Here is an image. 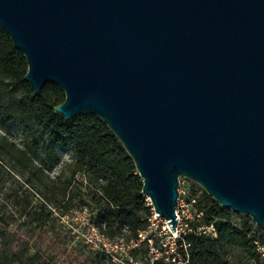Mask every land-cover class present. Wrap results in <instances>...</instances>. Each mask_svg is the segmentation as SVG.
I'll use <instances>...</instances> for the list:
<instances>
[{
  "label": "water",
  "instance_id": "obj_1",
  "mask_svg": "<svg viewBox=\"0 0 264 264\" xmlns=\"http://www.w3.org/2000/svg\"><path fill=\"white\" fill-rule=\"evenodd\" d=\"M36 96L100 117L176 233L180 178L264 230V0H0Z\"/></svg>",
  "mask_w": 264,
  "mask_h": 264
},
{
  "label": "trees",
  "instance_id": "obj_2",
  "mask_svg": "<svg viewBox=\"0 0 264 264\" xmlns=\"http://www.w3.org/2000/svg\"><path fill=\"white\" fill-rule=\"evenodd\" d=\"M27 70L25 56L0 27V108L9 120L20 125L26 136L21 147H13L20 153L18 161L28 160L37 170L47 161H60L61 152H67L71 157L69 178H64L63 173L54 180H39L35 187L44 202L34 206L28 201L22 205L23 211L31 207L28 214L31 231L34 234L48 224L56 232L55 224L50 221L53 218L66 234L64 241H76L59 223L48 204L55 205L53 208L56 209L63 207V212L78 210H72L74 202L70 194L73 186L81 184L88 189L85 195L91 206V221L110 239L124 237L127 240L124 264H132L144 245L147 256L151 249L149 240H154L155 236L147 234L141 239L139 233L148 228L152 207L147 205V196L142 192L143 182L133 159L100 117L80 114L66 120L57 114L54 109L65 100L64 90L50 83L36 96L24 80ZM35 162L42 167L35 166ZM23 166L22 175L28 169L35 173L29 166ZM3 170L0 164V179ZM77 175L84 177L86 184L83 180L77 181ZM196 208L204 212L205 223L215 225L216 236L187 234L184 240L177 241L178 249L174 254H166L165 248L154 240L153 247L159 249L161 255L156 258L151 253L148 264L150 260V264H264L256 243L264 242V230L255 226L251 217L245 216L246 220L238 223L235 221L238 214L222 208L207 192ZM125 230L129 232L128 236L124 235ZM56 233L60 235V232ZM184 241L191 244L187 250L180 247ZM79 243L86 247L80 252L82 264H119L110 255L92 251L83 242ZM0 245V264H38L42 257L40 251H31L29 245L18 250L11 241Z\"/></svg>",
  "mask_w": 264,
  "mask_h": 264
},
{
  "label": "rangeland",
  "instance_id": "obj_3",
  "mask_svg": "<svg viewBox=\"0 0 264 264\" xmlns=\"http://www.w3.org/2000/svg\"><path fill=\"white\" fill-rule=\"evenodd\" d=\"M25 141L26 136L20 125L17 122L9 120L4 110L0 108V164L4 167L2 171L3 176L0 179V244L3 245L5 242L11 241L17 250L29 245L31 251L38 250L42 254L38 264H82L83 257L80 256V252L84 251L86 247L82 243H79L81 241L65 242L63 238L66 234L53 218L50 221H53L55 224L56 232H60L59 236L56 232L52 231L48 224L45 229H38L33 234L31 231V218L29 219L28 216L31 207L25 211L22 209V205L27 204L28 201L32 202L34 206L44 202V199L37 193L35 187L36 184H39V180L44 182L47 178L54 180L63 173H65L64 178H69L70 169L72 168L70 166L71 157L67 152H61L60 161H47L43 168H37L36 170L29 164L28 160L18 161L20 153L13 149V147H21ZM34 164L37 167H42L37 162ZM23 165L29 166L31 170H35L34 174L36 175L30 173L29 169L22 175L20 170L21 168H25ZM76 179L77 181L83 180L85 184L87 182L81 175H77ZM181 180L183 181V189L187 192L190 188L191 192H193L195 186L193 182L184 179V177H181ZM77 186H73L72 193L70 194L74 202L72 210L82 209L91 214L89 198L85 195L88 189L85 185L81 186V184H78ZM53 206L55 205L48 204V208H53ZM62 208L60 207L58 210L62 212ZM245 216L247 215H237L235 221L241 223L246 220ZM255 226H257L256 223ZM146 230L148 234H154V240L158 242V245L164 247L163 244L169 240L168 233H164L161 227L156 230H149L148 228ZM123 233L125 236L129 235V232L126 230ZM146 250L147 246H142L137 259L132 264H148L147 260L151 256V253H154V250L151 248L147 256H145ZM125 258L126 254L119 251L118 260L114 262L124 264L126 262Z\"/></svg>",
  "mask_w": 264,
  "mask_h": 264
},
{
  "label": "built area",
  "instance_id": "obj_4",
  "mask_svg": "<svg viewBox=\"0 0 264 264\" xmlns=\"http://www.w3.org/2000/svg\"><path fill=\"white\" fill-rule=\"evenodd\" d=\"M184 179L188 178L184 177ZM193 184L195 185L193 192H191L190 188L186 192L183 189V181L180 178V197L176 211L177 219L179 218V220L176 233L172 232L171 228L163 218L157 216L158 214L155 212L151 200L147 197L148 205L152 207L148 229L156 230L161 227V230L164 231V233H168L169 240L163 244L166 254L176 253L178 249L177 241L179 239L184 240V237L187 234L216 236L217 230L215 225L205 223L203 221L204 212L196 208V204L206 191L199 184L195 182H193ZM51 210L59 223L68 229L76 240L86 244L90 250L104 252L113 257L114 261L118 260L116 254H118L119 251L127 255V240L124 237L115 240L110 239L91 221V216L87 211L74 210L71 212H61L56 208H51ZM147 234V230H145L140 232L139 236L141 239H145ZM153 241V239L149 240L151 248L154 250V254L157 258L160 253L157 248L153 247ZM256 243L258 251L264 257V242L259 241ZM190 246L191 244L186 243L185 241L183 245H180V247H184L185 250Z\"/></svg>",
  "mask_w": 264,
  "mask_h": 264
}]
</instances>
